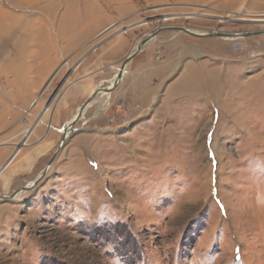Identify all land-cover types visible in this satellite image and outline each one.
<instances>
[{"label":"rangeland","instance_id":"rangeland-1","mask_svg":"<svg viewBox=\"0 0 264 264\" xmlns=\"http://www.w3.org/2000/svg\"><path fill=\"white\" fill-rule=\"evenodd\" d=\"M169 27L264 31V0H0V102L29 101L0 132V197L39 177L142 41L157 33L142 51L168 65L134 122L99 95L41 183L0 201V264H264V36ZM33 49L44 85L6 93Z\"/></svg>","mask_w":264,"mask_h":264},{"label":"crops","instance_id":"crops-1","mask_svg":"<svg viewBox=\"0 0 264 264\" xmlns=\"http://www.w3.org/2000/svg\"><path fill=\"white\" fill-rule=\"evenodd\" d=\"M29 58H31L32 61L28 63L27 73L23 75L21 80L14 81V83L11 81L10 84L12 88L6 86L7 89L4 90L6 93L12 92L14 89V92L21 91L27 93V97V95L31 94L35 89L38 90L44 85V82L47 79L46 56L33 49V51L29 53L28 59ZM75 65L76 63L73 66ZM99 67L101 69H106L110 66L99 65ZM167 71L168 65L158 68L155 62L152 61L151 57H149V54L145 51H141L139 55L133 59L128 72L125 74L119 85L110 93L108 99L112 96L114 99V108L116 105H122L123 109L122 111L119 110V113L123 115L124 119L126 118L132 123L145 112L144 110L152 107V104L154 103L153 100L158 93L160 84H164L165 82V78L168 74ZM108 72L111 73L109 69H107V74ZM114 77L115 78H113V76H108L109 80H113L111 84L116 79V76ZM105 102L106 101H104L103 104H105ZM47 107H49V104L44 107L43 111ZM28 108L29 101H19V97L15 101L14 95L11 97V100H2L0 102V132L9 130L13 133L16 131V127H18L17 125H19L24 112ZM39 121L41 120L38 118V122ZM14 150L15 148L10 152V155Z\"/></svg>","mask_w":264,"mask_h":264},{"label":"water","instance_id":"water-1","mask_svg":"<svg viewBox=\"0 0 264 264\" xmlns=\"http://www.w3.org/2000/svg\"><path fill=\"white\" fill-rule=\"evenodd\" d=\"M140 25V24H137ZM135 25V26H137ZM134 27V26H133ZM169 30H173V31H179V32H184L187 33L189 35H192L194 37H199V38H205V37H217V38H248V37H252V36H264V31H257V32H248V33H244V34H235V35H228V34H221V33H213V34H209V33H196L190 29H187L185 27H169L167 28ZM167 29H163V30H167ZM157 36V33L153 34L150 38L142 41L136 51H134L133 53H131L126 60L124 61L123 65L120 68V71L118 72L115 82L111 87H101L99 89H97L92 96L78 109V112L76 114V116L72 119L71 121V133L68 134L66 125L64 127V132H63V137H62V141L57 149V151L54 153V155L51 157V159L49 160V162L47 163L45 169L43 170L42 174L34 181V183L32 184V186L27 185L26 187L15 191L12 195H4L0 197V201L2 200H14L19 194L23 193V192H28L33 190L34 188H36L41 181L47 176L48 171L51 169V167L53 166V164L55 163L57 157L59 156L60 152L64 149V147L66 146L69 138L71 137V135L76 132L75 126L77 125V123L79 121H81L85 116L87 109L91 106V102L93 99H95L96 97H98L99 95L103 94V93H111L118 85L119 83L122 81L123 77H124V70L125 68H127V66L129 65V63L135 58L136 55H138L143 48L153 39ZM86 57H84L83 59H81L76 66L71 70V71H75V69L77 68V66H79L83 60ZM74 128V129H73ZM4 165L1 169H0V173L3 171V169L5 168Z\"/></svg>","mask_w":264,"mask_h":264},{"label":"bare ground","instance_id":"bare-ground-1","mask_svg":"<svg viewBox=\"0 0 264 264\" xmlns=\"http://www.w3.org/2000/svg\"><path fill=\"white\" fill-rule=\"evenodd\" d=\"M196 33H198V32H196ZM226 39H237V38H233V37H232V38H226ZM127 70H128V66H127V68H125V70H124V76H125V74L127 73ZM119 71H120V70H119ZM116 76H117V75H116ZM114 82H115V81H114ZM114 82H113L109 87H111V86L114 84ZM103 94H110V93H103ZM103 94H102V95H103ZM75 116H76V115H75ZM75 116H74V117H75ZM74 117H73V118H74ZM73 118H72V119H73ZM72 119H71L70 121H68V123H67V125H66V127H68V128H67L68 134H70L71 131H72V129H71V121H72ZM37 122H38V120L36 121V123H37ZM33 127H34V126H33ZM73 129H74V128H73ZM19 148H20V147H19ZM6 165H7V164H6ZM5 167H6V166H5ZM41 174H42V173H41ZM41 174H40V175H41ZM40 175H39V176H40ZM33 183H34V181H33L31 184H29V186H32ZM21 194H22V193H21ZM21 194H19L15 199H17L18 197H20Z\"/></svg>","mask_w":264,"mask_h":264}]
</instances>
